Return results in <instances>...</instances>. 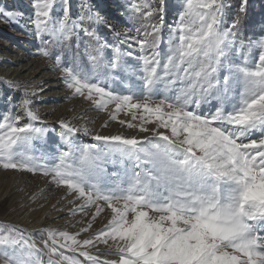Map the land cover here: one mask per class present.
<instances>
[{
	"label": "snow or ice",
	"instance_id": "snow-or-ice-1",
	"mask_svg": "<svg viewBox=\"0 0 264 264\" xmlns=\"http://www.w3.org/2000/svg\"><path fill=\"white\" fill-rule=\"evenodd\" d=\"M30 7L31 54L111 121L130 113L118 123L136 133L47 125L33 106L44 89L7 82L24 91L0 97V167L42 175L86 223L39 229L44 249L60 264H264V19L246 24L250 0ZM23 15L0 8L13 22ZM100 245L109 251H90ZM40 254L31 232L0 224V264H55Z\"/></svg>",
	"mask_w": 264,
	"mask_h": 264
},
{
	"label": "rangeland",
	"instance_id": "rangeland-1",
	"mask_svg": "<svg viewBox=\"0 0 264 264\" xmlns=\"http://www.w3.org/2000/svg\"><path fill=\"white\" fill-rule=\"evenodd\" d=\"M76 2H77V0H73V4H75ZM141 2H143V0H141ZM96 3L105 12L112 13L114 8H115V0H96ZM30 4H31V0H0V8L7 9V10H13V11H22L24 13L23 17H17L15 22H13L11 20H7L4 17L0 16V43L4 42V43H2V45H5L4 49L0 50V63L3 60L9 61L8 59H6L7 56H14V57H17V56L22 57L23 56V57H26V59H28L30 57H34V55H32L31 53L33 52L34 45L36 42L32 39L31 36L28 35V32H27V29L31 28V25L27 23V18L32 15V9L30 7ZM250 5H251V7L249 10L248 16L246 18V24H254V23L259 22L261 19H264V9H262V7H261V0H250ZM112 22L117 24V27H120L121 30H123V26H121L119 24V17H117V19L113 20ZM128 26H130V25H128ZM100 31H102L103 33H108V30L104 29L102 26L100 28ZM3 56H5V57H3ZM22 65L16 64V66H14L13 69H17L18 67L22 69ZM51 74H53V73H51ZM7 82H12V80L9 79L5 75L1 76V73H0V97L5 96V95H13L14 99L19 98L24 91V87H21L19 90H16L13 93L12 89H10L8 87ZM15 83H18L22 86H26L29 91L33 90V89L29 88V85H28L29 83L25 82L24 80L19 81V82H15ZM61 84H62L61 89L56 88V89L50 90L51 91L50 94L57 95L56 96L57 99H59L60 95L62 94V91L64 90V88H66V86L63 83H61ZM40 88H42V87H40ZM39 89H36V90H39ZM46 96L47 95L45 93H41V91H40L37 96L33 97V106L38 110L40 119L45 124L58 126V122L60 121V119L59 118H55V119L53 118L54 110L53 111L51 110L50 113L46 112V109L51 104V101H49L47 98H45ZM79 98H82V97L66 99L67 101L55 103L54 106L61 105L60 108H62L64 106L63 104L69 103L71 101L74 102V100H77ZM82 100H83V98H82ZM0 107H3V105L0 104ZM112 107H114V106H112ZM91 111L92 112L90 113V115L87 117L86 120L88 121V126H89L88 128L93 133H99V132L101 133L102 132L103 134H106V133H110L114 128L116 130H118V129L124 130L127 128L126 125L121 126L118 123V121L120 119L129 120L131 118L130 113L126 114V113L122 112L118 115L117 121H111L110 119H107L104 121V118H105L106 114H109V111H97L95 108H94V110H91ZM92 113L94 114L95 117H90V116H92L91 115ZM65 116L66 115H64V119H62V120L70 121L78 127L81 126L82 123H80L81 122L80 119L82 116L75 118V119L66 118ZM136 122H138V120ZM105 123H107L108 126L102 127V125H104ZM97 126H99L98 129H96ZM127 130L132 131L130 129H127ZM79 142H81L83 144L97 143L95 141H92L91 137L83 136L82 134L79 136ZM36 154H39V153H36ZM0 174H4L3 177L0 176V196L4 195V193L7 190H8L7 192L10 191L6 187L9 184H14L17 181L16 176L18 177V176H24L25 175V176L30 177L31 181L33 182V186H40L41 183H43L45 185H49L48 182L46 181V179L40 174H30V173H26V172H17L15 170H11V169L4 170L2 167H0ZM18 178H20V177H18ZM14 179H16V180H14ZM60 190H62V189H56L57 192H60ZM22 193L23 192H17V194L15 193V195L13 197H11L8 201L0 202V217H2L3 215H11L12 213L16 212V211H13L12 209L9 210V203L11 202V200L15 201V198H18L19 196H21ZM24 193H26V192L24 191ZM31 194H32V192H31ZM55 194L52 195L51 197L53 198V196H55ZM42 196H44V195H42ZM63 197H64V194L62 196H60V200L63 202V203L60 202L61 206H65L66 208L67 207L70 208L69 202H67V199L70 198L71 196H69L67 199H65ZM38 200H41V201H38V203L36 205L33 202L27 207V208H29V210H27V212L30 211L33 218L40 217L39 212L49 210L54 204V203L50 204V201H49L50 197H46V198L45 197H39ZM16 201H18V200H16ZM53 201L56 202V199L53 198ZM108 211L109 210H106V212L104 214H102L101 217H99L97 219L96 224L94 225L95 229H99L101 226H103V224L107 223L108 218L110 219V215H109L110 212L108 213ZM67 212L68 213L66 215L65 214L55 215V219H54V221H52L54 223H57V225L64 223V224H61L60 226L62 227V229L65 228V230H62L61 227H60V229L57 228V229H52V230L68 231L70 234H74V233L80 231V229L82 227L86 226V223L85 224L78 223V221L81 220V216L79 214H77L76 216H70L69 215L70 210H68ZM88 219H90V217H88ZM2 221L3 220L0 219V224H5V223L13 224V223H10L8 221H3V222ZM33 221H35V220L33 219ZM91 234L92 233L90 231L89 233H87L85 235H91ZM33 237L38 238L40 241H42V243H43V240L45 238L44 236L39 234V232L34 233ZM83 238H84V235H82L80 237V239H83ZM43 246H44V243H43ZM36 247L41 250V254L39 256L40 259H42L43 261H47L49 258H51L55 262V264H60V259L58 256L53 255V254H51L52 257L48 256L46 254L47 250L45 249L46 250V252H45L44 247L41 248L38 245H36ZM58 251L68 255L69 257H75L81 261L84 260V257L79 256V253L67 252L64 249H58ZM90 251H92L93 253H96L97 251L106 252V251H109V249H107L104 245H100L99 249H90Z\"/></svg>",
	"mask_w": 264,
	"mask_h": 264
},
{
	"label": "bare ground",
	"instance_id": "bare-ground-1",
	"mask_svg": "<svg viewBox=\"0 0 264 264\" xmlns=\"http://www.w3.org/2000/svg\"><path fill=\"white\" fill-rule=\"evenodd\" d=\"M2 43H0V50H3L5 47V45H2ZM6 59H8L9 61L3 60L0 63L1 76L2 75L7 76L9 79L12 80V82H19V81L24 80L25 82L29 83L28 85L30 89H39L40 87H42L44 90L41 91V93H45L47 95L45 98L51 101V104L46 109V112L50 113L51 110L52 111L54 110V115H53L54 119L59 118L60 120H62L64 119V115H66L65 116L66 118H70V119H75V118L82 116L80 119L81 121L80 123H82L81 126L89 127L88 121L86 119L92 112L91 110H94L95 108V106L92 105L91 102L86 101L84 99L82 100V98H79L77 100H74V102L71 101L69 103L63 104L64 106L62 108H60L61 105L54 106L55 103L67 101L66 99L76 98V97H74L73 94L67 88H64L59 99L56 98L57 95L50 94L51 92L50 90H53L56 88L61 89L62 84L60 82L61 78L59 74L54 73L52 71V66L47 59L42 58L39 55H34V57H30L28 59H26V57H23V56L22 57L21 56H17V57L7 56ZM16 64H19V65L23 64L22 69L19 68L18 66L17 67L19 69L18 68L13 69L14 66H16ZM91 115L92 116L90 117H95L93 113ZM107 119H109V114H106L104 121ZM98 127L99 126H97L96 129H98ZM117 133H123L125 135L136 134L134 130L129 131L127 130V128L124 130H121V129L116 130L114 128L110 133H106V134L99 132V134H102V135L117 134ZM140 138H143V137L141 136ZM0 176L3 177L4 174H0ZM18 177L16 176L17 181L14 184H9L6 187L10 191L7 192L8 191L7 190L4 193V195L0 196V202H5V201H8L11 197H13L15 193L17 194V192H23L21 196H19L18 198H15V201L14 200H11V202L9 201L10 202L9 210L12 209L13 211H16V212L12 213L11 215H3L2 217H0V219L3 221H8L10 223L23 226L28 232H31L32 234L38 232V230L43 227H48L51 229H57V228L60 229L61 227L60 225L64 223L57 225V223H54L52 221H54L55 215H63V214L66 215L68 213L67 211L70 210V208L68 207L66 208L65 206H61L60 204V202H62L60 200V196L64 194V190L62 189L60 190V192H57L54 186L45 185L43 183H41L40 186H33V182L31 181L30 177L25 176V175L18 176ZM24 191L26 193H24ZM54 194L55 196H53V198L56 199V202H54L53 198L51 197ZM39 197H45V198L50 197V200H49L50 204L52 203L54 204L49 210L39 212L40 217L33 218L31 212L30 211L27 212V210H29V208L27 207L33 202L36 205L38 201H41L42 199L38 200ZM70 199H72V197L68 198L67 202H69ZM59 209H62V211ZM109 212H110V209L108 213ZM33 219L35 221H33ZM62 230H65V228H63ZM33 238L35 240L36 245L40 246L41 248L44 247L42 241H40L36 237H33ZM46 254L52 257L51 253H49L48 251L46 252Z\"/></svg>",
	"mask_w": 264,
	"mask_h": 264
}]
</instances>
